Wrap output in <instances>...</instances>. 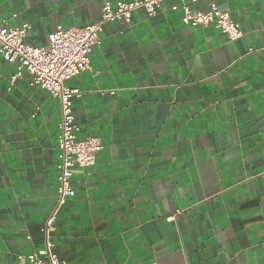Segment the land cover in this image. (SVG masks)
<instances>
[{
  "label": "crops",
  "instance_id": "crops-1",
  "mask_svg": "<svg viewBox=\"0 0 264 264\" xmlns=\"http://www.w3.org/2000/svg\"><path fill=\"white\" fill-rule=\"evenodd\" d=\"M105 1L0 0V23H29L26 41L43 46L97 21ZM211 1L241 39L186 25L170 0L105 23L92 70L67 81L82 92L77 138L104 145L55 221L69 264H264V0L192 10ZM14 71L0 56V264H31L58 200L62 110L27 74L10 87Z\"/></svg>",
  "mask_w": 264,
  "mask_h": 264
},
{
  "label": "built area",
  "instance_id": "built-area-1",
  "mask_svg": "<svg viewBox=\"0 0 264 264\" xmlns=\"http://www.w3.org/2000/svg\"><path fill=\"white\" fill-rule=\"evenodd\" d=\"M170 0H106L102 7L101 17L83 27L59 26L49 34L48 43L43 46L29 44L26 41L29 23L21 27H10L8 22L0 23V56L15 65L10 77L12 87L24 75H29L30 86L48 91L61 103L62 117L59 125V158L58 165V200L43 226L46 240L41 249H36L27 259L31 264H69L54 252L52 233L56 231L55 221L61 207L69 197L76 195L72 177L77 169L92 167L97 156L104 149L102 141L97 137L79 140L77 133L79 124L74 115V99L81 97L78 88L69 87L67 81L85 70H92L90 54L95 45L100 43L99 33L103 25L109 22L130 24L133 13L143 9L150 17L156 16L165 2ZM183 10L182 21L189 26L208 27L213 25L231 41H237L244 35L241 24L232 18L229 12L221 10L214 1L205 11H193L191 3L198 0H177ZM174 219V217H170ZM149 264H159L153 261Z\"/></svg>",
  "mask_w": 264,
  "mask_h": 264
}]
</instances>
